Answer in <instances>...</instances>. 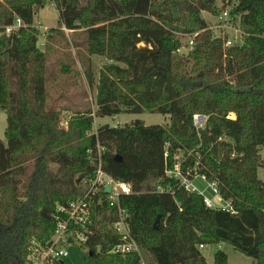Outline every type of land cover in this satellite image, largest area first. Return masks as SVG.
Here are the masks:
<instances>
[{"label":"trees","instance_id":"trees-1","mask_svg":"<svg viewBox=\"0 0 264 264\" xmlns=\"http://www.w3.org/2000/svg\"><path fill=\"white\" fill-rule=\"evenodd\" d=\"M45 1L0 0V109L7 114L6 141L0 137V264H27L33 241L51 239L56 217L64 218L59 207L84 195L99 159L112 177L131 183L133 192L122 195L121 204L151 263L210 264L201 245L227 242L264 264V181L258 177L264 0H230L244 36L229 46L201 15L219 16L224 7L218 0H54L60 26L83 29L72 35L75 54H65L61 72L76 71L73 76L82 74L93 85L91 58H106L96 111L61 108L50 99L54 35L41 48L34 24ZM18 18L20 26L7 33ZM196 32L190 52L179 53L181 36ZM64 110L72 111L68 119ZM145 111L166 114L170 122L138 119L94 129L96 117ZM197 112L209 116L205 129L194 126ZM177 155L184 174L215 181L235 211L207 207L200 194L167 176ZM116 213L101 191L92 214L90 264H138L136 254L95 253L119 240L112 226ZM212 264L230 263L218 250Z\"/></svg>","mask_w":264,"mask_h":264},{"label":"rangeland","instance_id":"rangeland-1","mask_svg":"<svg viewBox=\"0 0 264 264\" xmlns=\"http://www.w3.org/2000/svg\"><path fill=\"white\" fill-rule=\"evenodd\" d=\"M224 3V4H223ZM230 5H229V4ZM218 5L223 6L224 8L231 9L233 7V2L228 0H218ZM202 17L208 23L209 28H213L215 34L217 33L220 36H223L227 39V42L234 41L235 39H240L244 36V30L241 27L240 22L235 18L233 22H219L217 21L218 16L214 13L203 11L201 12ZM35 26L40 32L39 43H45L46 36L49 33H52V38L49 40L50 45L53 47L49 51V74L50 81L48 83L50 91V99L55 102L58 107L70 109L73 111L80 110L84 111L86 109H91L96 111V94H97V82L100 68L103 63L106 61V58L99 55H93L91 58V64L94 71V84L90 85L84 76H73L72 73L63 74L61 72L62 63L67 62V57L65 54L70 53L72 58L74 56V48L71 42L72 35L79 34L83 29H78L76 31H71L65 27L60 26L59 24V10L56 7V2L54 0H47L45 3L38 9L35 15ZM51 29H55L53 32H50ZM57 32L59 34H57ZM1 36V32H0ZM84 38V34H82ZM194 34H187L181 36L182 47L179 50V53L187 55L194 43ZM226 42V45L228 43ZM43 48L42 44L40 45ZM77 67L80 69V63L77 64ZM64 119H68L72 115V111H63ZM231 118H235L234 113H230ZM142 120L147 125L161 124L165 125L170 122L169 116L160 112H150L145 111L142 113H133V112H123L114 116H104L96 117L94 121V129L98 126L104 124H109L110 126H119L126 123H131L136 120ZM7 126V114L4 110L0 109V137L6 141L5 130ZM260 165L258 168V177L264 181V147L260 149ZM54 168L55 164L52 165ZM194 184L200 189L204 190L205 195L212 197V193L209 189H205L206 183L202 180L194 181ZM216 207L221 208L225 205V202L220 199L213 200ZM218 250L224 251L229 259L230 264H255V260L242 253L236 249L233 245L227 242H220L215 244H206L201 246V251L206 257L208 263L212 264L214 262L215 253ZM87 248L85 249L76 247L70 250V255L67 257V264H90L87 260ZM146 258H150V255L145 253Z\"/></svg>","mask_w":264,"mask_h":264},{"label":"built area","instance_id":"built-area-1","mask_svg":"<svg viewBox=\"0 0 264 264\" xmlns=\"http://www.w3.org/2000/svg\"><path fill=\"white\" fill-rule=\"evenodd\" d=\"M230 0H228L229 2ZM235 16L231 15L229 8H224L218 16L219 22H233ZM21 20L18 18L13 25L6 27V32L10 33L20 26ZM213 29V28H211ZM244 33V32H243ZM198 32L194 33L197 36ZM240 39L226 42L228 45H233L239 42ZM225 42V43H226ZM193 44V42H191ZM209 116L203 112H197L193 115V123L197 130L205 129L208 123ZM179 155L176 156L177 163L175 167L166 172L169 177L180 179V184L187 192H195L203 197L204 203L207 207L218 208L215 206L213 200L220 199L225 202V205L218 209L229 210L234 212L232 205L226 202L221 194L219 187L215 181L208 180L204 175L196 174L194 178L181 171V163ZM196 178H201L205 185V189H209L213 197L205 195L204 190H200L194 181ZM85 193L81 197H77L71 201L68 206H60L59 210L64 214V218L56 217L55 231L49 241L45 244L33 241L30 248V253L27 257V264H58V262L66 261L70 255V250L76 247L87 248L89 251V241L93 237V229L91 224L93 222L92 214L94 212L97 196L101 191L107 195V200L112 207L116 208V218L112 222L114 231L116 232L119 240L116 244L104 251L100 246L96 248L95 253L107 252L108 254L121 256L127 258L129 255L136 254L139 258L138 264H153L145 256L140 245L137 243L131 232L129 211L121 204V196L131 194L132 186L130 182L117 180L107 173L103 167L102 162L96 164L94 175L85 180ZM106 187L110 191H106ZM202 246V245H201ZM93 252V251H92Z\"/></svg>","mask_w":264,"mask_h":264},{"label":"water","instance_id":"water-1","mask_svg":"<svg viewBox=\"0 0 264 264\" xmlns=\"http://www.w3.org/2000/svg\"><path fill=\"white\" fill-rule=\"evenodd\" d=\"M109 126H110L109 124H104L103 125L104 128H108ZM117 157L120 158L119 156H117ZM106 191H110V188L109 187H106ZM185 196L187 197L188 195L185 194ZM159 223H160V215H158V217H157V219L155 221V224H154V227L156 229L159 228Z\"/></svg>","mask_w":264,"mask_h":264},{"label":"crops","instance_id":"crops-1","mask_svg":"<svg viewBox=\"0 0 264 264\" xmlns=\"http://www.w3.org/2000/svg\"><path fill=\"white\" fill-rule=\"evenodd\" d=\"M42 43H43V42H42ZM42 43H41V44H42ZM197 180L199 181V180H202V179H201V178H196L195 181H197ZM202 181H203V180H202ZM212 197H213V195H212Z\"/></svg>","mask_w":264,"mask_h":264}]
</instances>
